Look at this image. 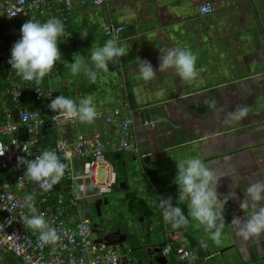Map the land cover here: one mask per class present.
<instances>
[{"label": "crops", "instance_id": "obj_1", "mask_svg": "<svg viewBox=\"0 0 264 264\" xmlns=\"http://www.w3.org/2000/svg\"><path fill=\"white\" fill-rule=\"evenodd\" d=\"M116 1L120 5L119 13H122L121 17H132L131 21H129L130 24H132L131 27L128 28L127 25L122 23L117 25L114 24L113 16L115 14V8L114 11H112V4L106 8H81L77 6L67 24L70 31H73L78 29V23L80 25L79 27H81L79 31L87 33L86 39H82L81 34L79 38L82 47L81 55L85 54V57H90V55L86 54L88 51L86 49H89L86 48L87 45H89V47L98 45L93 37L94 33L92 30L100 19L104 20V16L100 14V10L106 11L105 15L108 19V24L111 23L115 26L124 27L122 33L113 36V38H118V40L121 39L125 45L131 43L134 50L129 53V55L127 54L129 57L126 56L120 59V67L118 66L120 71L119 81L115 72L109 73L107 79L104 81L106 82V88L103 89L101 93H98L96 97V91L98 92L97 84L100 83L102 78L97 76L95 83L91 82L88 78L91 82L90 86H87L86 90H82V87L74 86L73 92L70 91V93H68V98L71 97L77 100L78 103L81 98L93 96L94 106L100 103L103 109L96 108L97 112L104 113L110 112L114 107L122 106L124 100L128 99L132 118L134 120V131L138 130L134 114H136L141 125L144 127H148L149 124L155 127L165 120L168 121L171 118L170 114L175 118V130H173V133L178 130L179 132H176V134L179 133L178 136L180 140L177 142L173 140L174 144L169 145V150L162 149V147L165 146L163 143H151L150 140L143 139L141 144L137 140L140 153L136 155L132 151H127L132 154L131 157H127V159L134 160L135 167H129L127 164L128 160L125 159L123 164L127 165L128 173L125 170H118L120 173L119 181L127 182V187L125 188L128 192L130 191V194L134 195V193H136L138 197V193L143 192L148 193L149 196L152 197L150 200H147L146 204H150L153 209L149 211L146 210L141 221L145 222L147 218L151 220V217L155 213L160 215L162 222L164 221L162 210L157 206L160 197L171 196L173 198V205L176 206L178 186L176 184L171 185L172 180L175 179L178 172L176 161H179V155L183 157L182 153L188 152L194 155V146L196 142H200L202 147L201 154L206 157L204 161L209 167L215 170L217 177L221 178L217 191L221 199L225 200L224 217L226 222L230 223L233 215L241 217L250 215L251 210L244 213L240 209L239 200L244 198V191L249 184L257 181H264V142L259 139L249 142L251 140L248 139L249 141H247L244 137H246L245 134L254 129L256 126L255 122L258 124L256 131L259 132L264 128V124L261 123V118L264 117V110L259 109L257 116L248 111L245 118L230 125L225 124L224 119L229 112L235 110L237 104L247 106L248 100L254 101L251 96L256 94L255 91L258 86L261 85L262 88L264 87V82H261L264 81V74L256 73V67H254L255 64L264 61V0H257V3L256 0H115L114 2ZM206 2H210L215 6L216 10L213 14L203 15L200 13V5ZM89 10L93 12V15L97 18V21L92 22L91 25H88L86 20L83 21V17L74 15L75 13ZM73 20L75 22L74 24ZM140 24L142 25L141 32L138 30ZM136 30L138 32H136ZM208 31L210 32L209 34ZM103 34L106 37L111 36L105 33ZM212 40H217L220 44H223V47L219 48L217 51V56L213 55L212 51H208V45H212ZM99 45L103 46L101 43ZM127 47L129 48L130 45ZM173 47L188 48L194 54L200 51L202 60L204 57L205 62L199 67L202 71L200 73L199 69L196 70L198 73L193 80H184V82L179 83V76L173 69L159 72V49ZM139 48L141 51L140 55ZM70 52L72 51L70 50ZM139 60H147L152 64L153 68L157 71L155 78L150 81H144L138 78ZM212 60H217L216 66H221L226 70H220V72L215 73ZM197 61H199L198 58ZM112 64H109L108 72L117 69V61L113 66ZM89 66H91V64H89ZM241 68H244V71H242ZM54 78L50 80V83ZM43 82L47 84L46 88L53 90L47 78L44 79ZM115 84H117V86ZM184 84L190 85L186 87H189L186 92L179 91L180 93L178 92L174 95L170 93L171 89H173L172 86L181 87L184 86ZM191 85L204 89L201 97L198 96L196 98L192 94L191 88L194 87H191ZM63 86H65L64 89H66L67 92L68 88L66 87V83H64ZM214 88H218L221 91L220 101L227 104L230 109L228 112L218 109L217 115L219 117L216 121H212L211 123V120L214 118V110L209 106V103L214 100ZM129 89L132 90L130 91ZM54 93L56 94L55 91ZM99 94L100 98L98 97ZM231 96H235L236 101L233 102L229 100ZM130 97L132 98L130 99ZM228 100L232 104L227 102ZM176 102L182 103L181 112L177 107H173ZM35 104L36 103L32 101L24 104L22 103L18 109H29L31 106L35 108ZM16 109L17 107L12 103L11 97L9 101H2V103H0V123H6V114L8 110H12L13 112ZM134 109L137 110V113H134ZM146 114H149V118ZM203 115L207 120L205 126L200 124L201 119H204ZM182 121H184L186 126L189 125L187 126L188 130H182ZM11 122L15 123L17 121H15L13 117V121ZM47 122H50L48 118ZM48 124H51V126L47 127V131L44 135L42 132V137L44 138L51 134V129H53L56 131V138L58 139L61 136L59 130H57L51 122ZM105 127L106 125L103 122L96 120L82 125H69L65 128L64 137H74L81 132L92 135L96 130H102ZM142 128L143 127H140L139 129L142 130ZM256 131L252 133V135L255 136ZM225 132H228L230 136L234 138L233 143L237 142V146L234 148L208 150L207 147L211 144L212 137ZM54 143L55 142L50 143L48 146ZM224 144L228 145L227 141H225ZM113 147V144L108 145L105 158L116 168L111 157L113 153L111 149H113L115 153V159L117 155H120L121 157L117 159L121 160L123 153L118 154ZM183 147L186 148V151ZM173 150H176L177 156L173 155ZM166 151H171V153ZM225 157H230V159H225ZM208 158L212 159L209 160ZM73 162L74 163L71 164L73 169L77 168L83 172L86 160L76 159ZM137 164L139 168H141V173L136 172L135 174L137 176L142 175L141 178L145 179L146 184L144 183L143 186L137 182L136 177H134L135 175L132 174L130 170H135ZM63 178L67 177L64 175ZM60 182L61 189L58 192L62 194L63 182L62 180ZM81 183H84V181L82 180ZM85 183L90 182L86 181ZM32 186L33 185L27 190L33 191ZM65 186L66 189H64V192L69 191L70 193L68 198L75 197L74 188L71 186L70 191L69 187L67 185ZM86 194L88 197V192ZM104 196L101 197V199H105ZM96 198L100 199V197ZM179 206L183 211L188 212L186 203H182ZM74 209L71 210L73 215L75 214ZM76 213L75 215L83 219L78 211ZM196 227L197 229L203 228V226L199 225L197 221L191 218L188 226L181 228L186 237V241H183V243L188 248L192 247L187 239L188 235L192 236V234H188L190 233L188 229H195ZM207 236L209 238V235L205 233L204 237ZM208 238V245H213V241ZM221 240H224L223 246H227L224 252L231 249L236 254L232 257L236 259L233 262L234 264H264V234L258 238L245 241L235 236L233 229L226 225ZM160 242L161 241L158 240H146L135 248L143 245H162V256H166L168 259L171 253L174 254V247L170 253L164 254L163 250L166 246V242ZM215 251L221 254L219 250ZM223 255L224 258L225 254ZM174 259H176L175 254ZM0 264L24 263L12 254L0 253Z\"/></svg>", "mask_w": 264, "mask_h": 264}, {"label": "built area", "instance_id": "obj_2", "mask_svg": "<svg viewBox=\"0 0 264 264\" xmlns=\"http://www.w3.org/2000/svg\"><path fill=\"white\" fill-rule=\"evenodd\" d=\"M115 0H0V78L9 80L11 88V101L15 107L20 104L32 101L37 108H24L17 122L13 123L14 113L8 110L6 123H0V151L5 152L0 157V253L12 254L24 264H120L123 249L119 245L98 246L95 243L94 222L91 218L80 219L73 215L71 210L77 206L79 199L66 198L63 194L53 197L52 192H34L33 205L36 213H43L50 226L55 227L60 235V240L55 244L43 245L39 242V231L27 228L22 219L30 215L26 206H21L26 196L24 192L33 185L34 181L23 180V186H18L19 179L24 175L26 169L17 167V157L24 156L26 159H34L42 150H56L61 156L62 162H66L68 168L65 176L72 178L74 169L71 166L76 159L86 160L84 171L87 168L88 175L81 180L89 181L95 185L94 196H102L108 193L115 183L117 176L113 166L107 162L105 153L108 145L113 144L118 154L132 151L136 155L140 153L138 142L134 131V120L130 110L128 99L124 100L122 106L114 107L110 112H98L96 121L103 122L106 127L92 135L78 133L74 137H64L65 128L69 125H82L77 118L68 120H54L56 114L47 105L51 103L56 94L53 90L46 88L43 80H50L55 77V68L47 74L42 82L37 85L35 82H25L12 71L8 63L11 58L12 46L20 39L21 26L30 19H35L40 14L46 19L55 17L60 19L65 27V36L68 21L76 7L81 8H106ZM211 5V11L202 13V5ZM215 6L206 2L200 5L199 11L203 15L213 14ZM119 30V31H117ZM124 30L123 26H115L109 23L104 27L106 35L117 36ZM36 112V119L25 120L24 113ZM47 118L59 130L60 137L53 145L46 146L42 143V131L47 123ZM27 127L28 138L21 141L18 138V131L21 127ZM29 143V156L22 150H17L13 142ZM65 151L71 153L67 160H64ZM99 154V155H98ZM104 167L106 178L104 182L97 179L98 170ZM7 173V176L3 174ZM46 193V194H45ZM87 198V194L83 195ZM167 198V197H164ZM13 204L17 206L13 208ZM165 232L163 253L168 254L174 245V254L180 263L193 264L197 258L192 248H188L183 241H186L182 229H174L169 223ZM81 225L85 226L84 233H81ZM101 250V251H100Z\"/></svg>", "mask_w": 264, "mask_h": 264}, {"label": "clouds", "instance_id": "obj_3", "mask_svg": "<svg viewBox=\"0 0 264 264\" xmlns=\"http://www.w3.org/2000/svg\"><path fill=\"white\" fill-rule=\"evenodd\" d=\"M211 10L210 4L202 5L200 8L202 13H207ZM64 32L63 22L55 17L49 18L43 23L33 19L25 22L20 29V39L11 49V58L8 63L11 65L12 71H15L16 75L23 81L35 82V84L39 85L43 78L55 68L57 61L61 59L58 41ZM80 34L82 39L87 38L86 32H81ZM159 50V72L173 69L185 81L193 80L196 77L197 56L190 49L173 47ZM127 54L126 46L119 45L118 38L114 37L107 40L103 46H92L90 53L92 66H89L86 62V57L81 54H74L73 59L75 62L69 64V66L72 75L83 71L91 82L95 83L98 72L109 71L110 63H115L117 58L124 57ZM139 61L138 78L144 81H150L155 78L157 71L152 64L147 60ZM209 106L214 108L215 101H211ZM47 107L56 113L53 116L54 120L77 118L81 123H91L97 117V109L91 96L81 98L77 103L74 99L59 95L52 99ZM247 114L248 107L237 104L235 110L226 115L224 123L230 125L242 120ZM22 116L25 120L29 118L36 119L37 113H24ZM13 143L17 150H22L28 156L30 155L29 143L25 142L22 146L15 141ZM4 154L5 152L0 151V157L4 156ZM70 155L71 153L65 151L64 160H67ZM225 159H230V157H225ZM176 164L178 169L174 179V183L178 186L176 206L173 205L171 196L167 198L160 197L157 205L162 210L164 221L169 223L172 228L181 229L187 227L189 217H191L204 227V230L209 234V239L217 245L221 243V237L226 225L233 229L235 236L245 241L258 238L264 234V203H262L264 202V181L249 184L244 191V198L239 200L240 209L244 213L251 210V214L243 217L233 215L231 222L227 223L224 217L225 200L221 199L217 191L221 178L217 177L215 170L209 167L200 157L182 159L176 161ZM17 167L26 169L24 175L17 183L18 186H23V180L26 177L35 181L40 190L48 191L62 180L68 164L62 162V158L57 154L56 150L45 149L36 155L34 159L18 156ZM113 169L115 171L114 166ZM115 173L118 182L119 176L116 171ZM86 175H88L87 168L84 174L73 176L74 194L77 199L82 198V195L95 188L94 184L75 183V181L82 179ZM115 185L113 186L114 188ZM114 188L108 193H111ZM105 194L99 197H103ZM33 200L34 197L32 195L24 197L21 206H26L30 210V215L23 217L22 222L27 228L39 231L38 240L41 244H55L60 240V235L55 227L50 226L43 213H36ZM182 203L187 204V215L179 206ZM16 206V204H13V208ZM84 230L85 226L81 225L82 234Z\"/></svg>", "mask_w": 264, "mask_h": 264}, {"label": "rangeland", "instance_id": "obj_4", "mask_svg": "<svg viewBox=\"0 0 264 264\" xmlns=\"http://www.w3.org/2000/svg\"><path fill=\"white\" fill-rule=\"evenodd\" d=\"M257 2L258 1L256 0V3ZM112 6H113L112 11H114V8H115V14L113 16V20L115 22L114 24L117 25L119 23H122L124 25H127L128 28L131 27L132 24H130L129 21H131L132 17H127V16L121 17L122 13H119L120 12V5L118 4L117 1L114 2L112 4ZM105 13H106L105 10H100V14H102L104 16V20L100 19L98 24H96L94 26V29L92 30V32L94 33L93 37L98 44L96 46H100L99 45L100 43L104 45V43L107 40L113 38V36L106 37L103 34L104 33L103 32L104 27L106 26V24H108V19H107ZM74 15H78L79 17H83L82 19L85 18V19L89 20V21H87L88 25H91L92 22L97 21V18L93 15V12H91L90 10L89 11H83L80 13H75ZM74 18H75V16H74ZM73 23H74V20H73ZM138 30L140 32L142 31V25L141 24H140V27H138ZM136 32H138V31L136 30ZM209 33L210 32L208 31V34ZM213 37H214V32H213ZM248 40H250V39H248ZM65 42H66V40L62 39L60 37V39L58 41V43H59L58 47H59V50L61 53V59L59 61H57L58 68L56 69V73H55L56 77L52 80V82L50 84H51L52 89L56 92L57 96L63 95V96L68 98L69 97L68 93H70V91L73 92L74 86L82 87V90H86V87L90 86L91 82L88 80L87 75L83 71H81L80 73H78L76 75H72L69 64L75 62L73 59V56L75 53L70 52V48L64 46V45H66ZM84 42H86V41H84ZM253 42H254V40H253ZM118 43L121 46H126V48L128 50V55H129V53L133 52L134 48L131 46L132 45L131 43L128 44V45H130L129 48L127 47L128 45H125V43L121 41V39L118 40ZM263 44H264V42H263ZM85 46H86V43H85ZM221 47H223V44H220L217 40H212V45H208V51H212V54L217 56V51ZM86 48H89V49H86V50H88L86 54L90 55L92 46L89 47V45H87ZM201 48H204V47H201ZM140 54H141V51L139 48V55ZM128 55H125L124 57H126V56L129 57ZM84 56H85V54H84ZM196 56L199 59V61L196 62V70H198L199 67L205 62V59L203 57V60H202L200 51H198L196 53ZM124 57L117 58V63H118L116 65L117 69H114V71H111V72L100 71V72H98V76L102 79H101L100 83L97 84L98 92L96 91V97H97L98 93H101V91H103V89L106 88L105 87L106 82H104V81L107 79L109 73L115 72V75L117 76V79L119 81V76H120L119 72L120 71H119L118 66L120 67V59H122ZM86 62L88 64H91L89 56H86ZM212 62H213V66L215 68V73L220 72V70H223V71L226 70L225 68H222L221 66H219V67L216 66L217 60H215V61L212 60ZM115 63H113V64L111 63L112 66ZM91 66H92V64H91ZM254 67H256V70H255L256 73L264 74V61L260 62L259 64H255ZM241 70L244 71V68H241ZM199 71L201 73L202 70L199 69ZM197 73H198V71H197ZM254 74H255V72H254ZM178 81H179V83L184 82V80L181 79L180 77H179ZM261 82H264V81H261ZM10 83L11 82L9 80L0 78V103H2V101H4V100H7V101L10 100V94H11ZM64 83H66V87L68 88L67 92H66V89H64V87H65V86H63ZM115 85L117 86V84H115ZM187 86H190V85L184 84V86H181V87L180 86H178V87L172 86L173 89L170 88L171 89L170 93L174 95V94H177L179 91L186 92L187 89L189 88V87L186 88ZM191 87H194V86L191 85ZM129 90L131 91L132 89H129ZM191 90H192V94L197 98L198 96L199 97L202 96L204 89L199 88L197 86V87L191 88ZM263 90H264V87L262 88L261 85L258 86L257 90L255 91L256 94L251 96V98L255 102L252 100H248L249 102L247 103L248 111L250 113L254 114L255 116H257L259 109L264 110V92H263ZM220 93H221V91L218 88H214V90H213L214 100H212V101H215V107L212 108V110H214V112H213L214 118L211 120V123H212V121H216L218 119V117H219L217 115L218 109H221L224 112H226V111L228 112L230 109V108H228L227 104H224L223 102L220 101ZM98 97L100 98V94L98 95ZM131 98L132 97H130V99ZM235 98H236L235 96H231V97H229V100L234 102V101H236ZM95 100H96V98H95ZM229 100L227 102H229ZM135 101H136V99H135ZM230 104H232V103H230ZM181 105H182L181 102H176L173 107H177V109H179V111L181 112ZM95 106H96V108L103 110L100 106V103L95 105ZM35 108H37L36 104H35ZM177 109H176V111H177ZM134 113H137L136 109H134ZM134 116H135L134 119L136 121V126L138 128L137 131L135 130V136H136V139L139 141V143L142 144V142H143L142 140L147 139V140H150L151 143H160V144L163 143V144H165V146H163L162 149L169 150L170 149L169 145L174 144L173 140H175L176 142L178 140H180V138L178 136L179 133L176 134V132H179V131L176 130V132H174L175 135L173 133V130H175L174 125H175L176 121H175V118L172 117L171 114H170L171 118L169 119L170 121L165 120V121L159 123L155 127H152L150 124L148 125V127H144L143 125H141V122H140V120H138L136 114H134ZM211 116H212V114H211ZM210 118H212V117H210ZM261 123L264 124V117L261 118ZM200 124L203 126H205V124H207V120L205 119V116H204V119H201ZM255 125H254L255 127L252 131L245 134L247 139H246V137H244V139L247 141L251 140L249 142H252L255 139H259L262 142H264V128H262L258 132V131H256V128L258 125L257 122H255ZM187 126H189V125H187ZM187 126L184 124V121H182V124H181L182 130H188ZM140 127H143L142 130L139 129ZM100 130L101 129L96 130L93 133H96ZM255 131H256V135L254 136V135H252V133H255ZM85 134H87V133H85ZM174 137H175V139H174ZM233 139L234 138L232 136H230V134L228 132H225L223 134L219 133V134L215 135L214 137H212L211 144L208 145L207 149L208 150H216V149H224V148H234L235 146H237L236 145L237 142L233 143ZM42 140L46 146H48L50 143L55 142L57 140L56 131L51 129V134L44 137ZM225 141H227L228 145L224 144ZM194 147H195V152H194L195 154L194 155L190 154L188 152H185V153H182L184 158L181 155H179V160L186 159L189 157H200L204 161L205 160L204 158H206V157L201 154L202 147L200 145V142L199 143L196 142ZM183 149L186 151L185 147H183ZM111 150L113 152L111 154V157H112L113 162L116 166V171H117L118 175L120 176V173L118 170H122V171L124 170L125 167H124L123 161L125 159H127V157L130 158L132 154H130L129 152L123 153V157L120 160L117 158L115 159V153H114L113 149H111ZM166 152L171 153V151H166ZM173 155L177 156L176 150H173ZM208 159L211 160L212 158H208ZM127 160H128L127 164L129 165V167H132V166L135 167L134 166V164H135L134 160H130V159H127ZM73 163L74 162H72V164ZM136 167L137 168L135 170H133V169H130V170H131L132 174L135 175L134 177H136L137 182L141 186H143L144 183L146 184V181H145V179L141 178L142 175L137 176L135 174L136 172L141 173V168H139L138 164ZM77 174H83V172L80 171V169L74 168V172H73L72 178H70V180L67 178H62V182H63L62 183L63 184L62 194H64V196L66 198H68L70 196V193H69V191L64 192V189H66L65 185H67L69 187V189L71 188V186L73 187V185H74L73 176L77 175ZM3 175L7 176L8 174L5 173ZM105 178H106V170L104 167H100L98 170L97 179L99 180V182H104ZM81 182H82L81 179L75 181V183H81ZM173 184H175L174 180H172L171 185H173ZM70 191H71V189H70ZM129 192L125 188V189L113 190L111 193H107L104 196V198L108 199L109 203L107 205L102 206V209H101L102 216L99 217L97 215V211L95 209V203L97 201V198L94 196L95 190L91 189L88 191V197L87 198L83 199V196H82V198H80L78 200L77 206L74 209V213L77 214L76 212L78 211L83 219H85L86 217L91 218L93 220L94 224H96V223L101 224V223L105 222L104 219H111L113 224L125 227V229L131 233L128 240L124 243L126 255L129 258L130 264H138L137 256H139L141 253L140 252H132L131 250L134 249L135 247H137L140 243L145 242L146 240H148V241L158 240V241H161L160 243H164L165 231L168 230L169 226H168V224L165 225L164 221L162 222L161 217L158 213H155L151 217V220H149V218H147L145 222H142L141 218H143L142 216L145 213V211L146 210L149 211V210L153 209L150 204H148V203L146 204L147 200H150L152 197L149 196L148 193H143V192H139L138 197H137L136 193H134V195H133V194H130ZM24 194L25 195H31V194H34V192L31 190H26L24 192ZM58 194H60V192H53V197L56 198ZM75 197H76V195H75ZM135 197H137L138 199ZM75 210H76V212H75ZM184 213H185V215H187L188 212L184 211ZM190 219H191V217H189V220ZM188 232H190L188 234H192V237L196 238L199 241L198 246L204 247L206 250V256L203 257L202 259L197 257L194 264H226L225 261H228L229 264H231L229 259L232 258L233 256H235L236 254L231 249L224 252L225 248H227V246H223L224 240H221V243L218 245L213 242V245L210 246V245H208L209 244L208 240H207L208 236L204 237V234L207 233L204 230V227L200 228V229H197V227L195 229L189 228ZM151 244H154V243H151ZM215 250H217V251L219 250V252L221 254H218ZM223 254H225L224 258H223V256H224ZM233 260H236V259L233 258ZM168 264H187V263H178L176 261V259H174V254L171 253L168 256Z\"/></svg>", "mask_w": 264, "mask_h": 264}, {"label": "water", "instance_id": "obj_5", "mask_svg": "<svg viewBox=\"0 0 264 264\" xmlns=\"http://www.w3.org/2000/svg\"><path fill=\"white\" fill-rule=\"evenodd\" d=\"M32 109V106L29 107V110ZM22 110L16 109L13 111L14 113V120L18 121L20 113ZM149 118V114H146ZM50 122H47L45 127L43 128V135L47 131V127L51 126V124H48ZM18 138L21 141H25L28 138V129L27 127H21L18 131ZM120 155H117L116 158H120ZM124 170L128 173L127 165H124ZM116 169V168H115ZM117 172V171H116ZM118 174V173H117ZM119 176V175H118ZM60 183L57 185H54L51 190L43 191L38 188L36 185V182L34 181L32 189L34 192H53V191H60ZM127 187L126 181H118L115 185L114 190L124 189ZM109 203L108 199H97L95 203V209L97 211V215L99 217L102 216V206L107 205ZM112 226V227H111ZM94 233L96 236L95 243L98 246H101L102 243L105 245L111 246V245H119L122 249L124 246V243L128 240V236L125 233H122L120 228H113V222L111 219L105 220L104 223L101 224H94ZM187 239L189 240L191 246L194 248V251L198 258H202L206 256L205 248L199 247V241L195 238H193L191 235H188ZM162 245H143L138 248H134L131 251L132 252H140L141 254L137 256V262L138 264H168V259L166 256H162ZM223 252V251H222ZM229 261L231 264H233L234 260L233 258H230ZM226 264H229L228 261H225ZM120 264H130L129 258L126 255V250L123 249V256L121 258Z\"/></svg>", "mask_w": 264, "mask_h": 264}, {"label": "trees", "instance_id": "obj_6", "mask_svg": "<svg viewBox=\"0 0 264 264\" xmlns=\"http://www.w3.org/2000/svg\"><path fill=\"white\" fill-rule=\"evenodd\" d=\"M38 16H36V18L34 19V20H36V21H40V22H44V20L46 19L45 17H42L40 14H37ZM84 20H86V21H89V20H87V19H83V21ZM75 23V22H74ZM73 23V24H74ZM88 24V23H87ZM71 26V25H70ZM77 26H78V29H76V30H73V31H70V28H68V26H67V32L69 33V36L68 37H66L64 34L66 33V32H64V34H63V36H61V38L62 39H65L66 40V44L67 45H69V46H67V45H64V46H66V47H69L70 48V50L72 51V53H75V54H81V52H82V47H81V42H80V31H79V28H81V27H79L80 25L77 23ZM72 28V27H71ZM73 36H74V39H73ZM1 79H4L3 77H1ZM91 91H92V89H91ZM138 199V198H137ZM125 228V227H124ZM126 232L129 234L128 236H130L131 235V233L128 231V230H126Z\"/></svg>", "mask_w": 264, "mask_h": 264}, {"label": "flooded vegetation", "instance_id": "obj_7", "mask_svg": "<svg viewBox=\"0 0 264 264\" xmlns=\"http://www.w3.org/2000/svg\"><path fill=\"white\" fill-rule=\"evenodd\" d=\"M105 220H108V219H104V221ZM93 221V220H92ZM112 227V226H111ZM113 228L114 229H116V228H120L121 229V231H122V233H125V234H127V236L129 235L127 232H126V229L124 228V227H122V226H118V225H116V224H113ZM128 238H129V236H128ZM123 249H125L124 248V246H123ZM123 256V255H122ZM122 258V257H121Z\"/></svg>", "mask_w": 264, "mask_h": 264}]
</instances>
